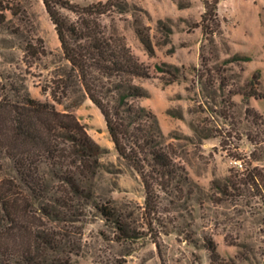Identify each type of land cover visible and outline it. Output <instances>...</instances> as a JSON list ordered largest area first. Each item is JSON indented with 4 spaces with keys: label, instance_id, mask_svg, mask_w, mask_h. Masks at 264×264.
<instances>
[{
    "label": "rangeland",
    "instance_id": "obj_1",
    "mask_svg": "<svg viewBox=\"0 0 264 264\" xmlns=\"http://www.w3.org/2000/svg\"><path fill=\"white\" fill-rule=\"evenodd\" d=\"M14 1L20 14L6 12L0 24V95L24 91L73 113L102 148L76 221L72 263L210 264V239L228 263L264 264V99L243 94L264 91V0H218L220 29L207 36L199 24L203 0H125V12L101 16L107 33L124 37L149 67V77L133 79L145 92L133 102L155 114L162 142L188 177L180 190H159L151 218L142 181L72 74L42 0ZM34 37L46 52L29 65L24 46ZM0 162V175L11 173L9 160Z\"/></svg>",
    "mask_w": 264,
    "mask_h": 264
},
{
    "label": "trees",
    "instance_id": "obj_2",
    "mask_svg": "<svg viewBox=\"0 0 264 264\" xmlns=\"http://www.w3.org/2000/svg\"><path fill=\"white\" fill-rule=\"evenodd\" d=\"M42 3L72 74L101 112L117 153L139 175L144 214L151 218L159 190H180L188 177L174 163V151L162 142L155 114L133 102L145 95L133 79L149 77V67L124 37L107 33L101 21L102 15L125 12L126 1ZM217 4L218 0H203L199 24L204 36L220 29ZM61 8L72 11L75 18L66 17ZM6 12L17 16L21 8L14 0H0V24ZM137 32L151 52L146 35L139 28ZM45 52L42 38L34 37L25 43L24 61L31 65ZM50 93L55 97V90ZM243 94L264 99V91ZM101 152L73 113L24 91L15 98L0 95V160L6 158L11 166V173L0 175V264H73L71 255L79 249L81 233L76 221L92 194L87 181L100 166ZM97 207L104 216H114L107 205ZM206 247L210 264H232L220 257L212 240Z\"/></svg>",
    "mask_w": 264,
    "mask_h": 264
},
{
    "label": "built area",
    "instance_id": "obj_3",
    "mask_svg": "<svg viewBox=\"0 0 264 264\" xmlns=\"http://www.w3.org/2000/svg\"><path fill=\"white\" fill-rule=\"evenodd\" d=\"M239 165H240V163H239Z\"/></svg>",
    "mask_w": 264,
    "mask_h": 264
}]
</instances>
